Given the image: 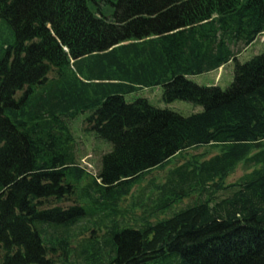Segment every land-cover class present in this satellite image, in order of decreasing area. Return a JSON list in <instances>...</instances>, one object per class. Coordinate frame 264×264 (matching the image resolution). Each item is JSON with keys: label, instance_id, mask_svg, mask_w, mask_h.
I'll return each mask as SVG.
<instances>
[{"label": "trees", "instance_id": "1", "mask_svg": "<svg viewBox=\"0 0 264 264\" xmlns=\"http://www.w3.org/2000/svg\"><path fill=\"white\" fill-rule=\"evenodd\" d=\"M263 34L264 0H0V264H264V53L238 59ZM232 61L226 89L191 79ZM158 86L203 110L126 99Z\"/></svg>", "mask_w": 264, "mask_h": 264}, {"label": "rangeland", "instance_id": "2", "mask_svg": "<svg viewBox=\"0 0 264 264\" xmlns=\"http://www.w3.org/2000/svg\"><path fill=\"white\" fill-rule=\"evenodd\" d=\"M110 10H113V6H110ZM264 53V41H261L260 38L257 39L249 48H247L245 51H243L239 56L238 59L241 63H245L248 60H250L252 57L256 55H260ZM224 67V66H223ZM222 68V67H221ZM219 68V69H221ZM217 69L213 72L209 73H203L198 74L195 76H192L191 79L202 86H219L222 89H226L234 80L235 76V62H230L229 64L225 65L224 70L221 71ZM52 75V73L50 74ZM139 97H145L148 98V100L156 107L163 108V109H170L176 112H179L183 115H190L193 113H198L203 110V107L201 105H195L191 102H187L184 100H175L173 102L167 103L163 100V89L161 86L158 87H152V88H144L134 94L128 95L126 97L127 101L133 102L136 98ZM89 113H85L83 115H79L73 122H71L70 126L72 127L75 136H76V155L78 157V161L81 165L86 167L91 173L98 174L99 169L101 168V159L102 155L109 150L112 149V145L103 140L98 138L94 133L92 132H86L84 133L85 125L84 120L85 117ZM83 124V125H82ZM209 149V150H207ZM205 154L207 157H210L211 155L215 154V152H219V150H213L211 151V148L208 146H203L201 148L196 149H189L186 152H184L183 156L185 157H179L176 159H172V161L164 168V169H156L145 176L143 181L134 188L131 195L128 196V198L124 201V205H132L133 203V196L136 195L139 198H142L141 200H144L141 193H145L144 195H150L152 191V187L150 185V182L152 180H157V182H162L164 180V176L171 168H174L176 164H180L184 162L185 159H188L190 155L192 154H199V153H208ZM245 169L241 166L239 167L235 173L230 175L225 181L226 183H232L236 182L243 174ZM230 191H222L218 194V197H224L228 195ZM196 195L184 199L179 205L172 207V212H176L179 210V207H184L189 204H192L195 199ZM179 208V209H178ZM177 209V210H176ZM176 210V211H175ZM141 212V211H140ZM166 215V214H165ZM159 217H163V215H160Z\"/></svg>", "mask_w": 264, "mask_h": 264}, {"label": "crops", "instance_id": "3", "mask_svg": "<svg viewBox=\"0 0 264 264\" xmlns=\"http://www.w3.org/2000/svg\"><path fill=\"white\" fill-rule=\"evenodd\" d=\"M229 63H230V62H229ZM229 63H228V64H229ZM224 68H225V66H224V67H222V68H221V69H219V70H220V71H221L222 69L224 70ZM212 72H213V71H212ZM210 73H211V72H210Z\"/></svg>", "mask_w": 264, "mask_h": 264}]
</instances>
